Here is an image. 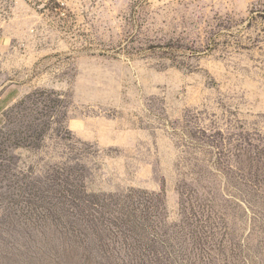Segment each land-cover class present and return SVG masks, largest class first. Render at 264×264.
Instances as JSON below:
<instances>
[{"label":"rangeland","instance_id":"obj_1","mask_svg":"<svg viewBox=\"0 0 264 264\" xmlns=\"http://www.w3.org/2000/svg\"><path fill=\"white\" fill-rule=\"evenodd\" d=\"M0 264H264V0H0Z\"/></svg>","mask_w":264,"mask_h":264},{"label":"crops","instance_id":"obj_2","mask_svg":"<svg viewBox=\"0 0 264 264\" xmlns=\"http://www.w3.org/2000/svg\"><path fill=\"white\" fill-rule=\"evenodd\" d=\"M17 97L15 85L0 86V113Z\"/></svg>","mask_w":264,"mask_h":264}]
</instances>
